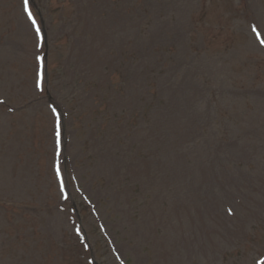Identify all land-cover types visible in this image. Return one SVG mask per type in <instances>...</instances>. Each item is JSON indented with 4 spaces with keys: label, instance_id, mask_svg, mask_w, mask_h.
Wrapping results in <instances>:
<instances>
[{
    "label": "rangeland",
    "instance_id": "374dc122",
    "mask_svg": "<svg viewBox=\"0 0 264 264\" xmlns=\"http://www.w3.org/2000/svg\"><path fill=\"white\" fill-rule=\"evenodd\" d=\"M27 8L42 41L0 0V264L264 260V0Z\"/></svg>",
    "mask_w": 264,
    "mask_h": 264
},
{
    "label": "snow or ice",
    "instance_id": "6c2138e0",
    "mask_svg": "<svg viewBox=\"0 0 264 264\" xmlns=\"http://www.w3.org/2000/svg\"><path fill=\"white\" fill-rule=\"evenodd\" d=\"M24 4H25V8L26 10L28 11V17L29 19H31L33 21V24L36 26V32H37V35L40 37V40L42 41L43 40V36L40 32V28H39V25L36 24V21L31 13V11L27 8V5H28V0H24ZM37 60L40 61V64H41V71L38 73V76H39V79L37 81V87H41V82L43 80V57H37ZM57 117H59V113H57ZM57 136L59 137V132H57ZM57 175L59 176L60 175V170H59V167L57 166ZM64 187V182H63V177L61 176V188L63 189ZM229 214H231V209H229ZM259 264H264V260H261L259 262Z\"/></svg>",
    "mask_w": 264,
    "mask_h": 264
}]
</instances>
